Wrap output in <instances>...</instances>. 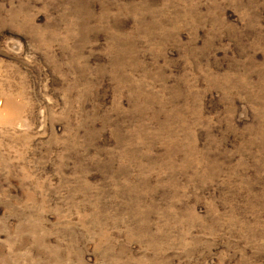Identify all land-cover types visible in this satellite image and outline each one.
Listing matches in <instances>:
<instances>
[{
	"label": "rangeland",
	"instance_id": "374dc122",
	"mask_svg": "<svg viewBox=\"0 0 264 264\" xmlns=\"http://www.w3.org/2000/svg\"><path fill=\"white\" fill-rule=\"evenodd\" d=\"M0 264H264V0H0Z\"/></svg>",
	"mask_w": 264,
	"mask_h": 264
}]
</instances>
